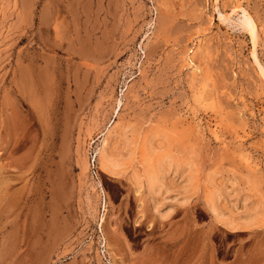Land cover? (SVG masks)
<instances>
[{
	"label": "rangeland",
	"instance_id": "obj_1",
	"mask_svg": "<svg viewBox=\"0 0 264 264\" xmlns=\"http://www.w3.org/2000/svg\"><path fill=\"white\" fill-rule=\"evenodd\" d=\"M160 129L200 180L177 228L89 169ZM206 190L264 215V0H0V264H264Z\"/></svg>",
	"mask_w": 264,
	"mask_h": 264
},
{
	"label": "bare ground",
	"instance_id": "obj_2",
	"mask_svg": "<svg viewBox=\"0 0 264 264\" xmlns=\"http://www.w3.org/2000/svg\"><path fill=\"white\" fill-rule=\"evenodd\" d=\"M114 133L115 131H111L108 134H104L99 145L97 141L93 142V144L96 143L100 170L114 177H127L132 180L137 193L145 191L149 196L154 212L160 220L167 219L172 213V208L165 207L169 199L168 196L172 193L166 182V176L169 173L174 172L183 179V188L178 197L175 198V203L185 204L189 201L192 194L200 189L196 165L192 161L188 162L187 157H181L180 153L183 151L181 152V141L177 137V131L160 129L149 137H131L126 141L124 152L118 154L112 153L109 147ZM114 145L113 147H115ZM175 146L180 147L176 154H174ZM184 163L187 164L186 167ZM96 180L101 182L98 179ZM205 193L209 209L226 228L236 230L264 224V215L261 213L250 214L241 219L233 218V215L232 217L231 214L229 215L220 209L214 190H206ZM106 210L107 203L105 202L104 211ZM104 220L105 212L102 222Z\"/></svg>",
	"mask_w": 264,
	"mask_h": 264
},
{
	"label": "crops",
	"instance_id": "obj_3",
	"mask_svg": "<svg viewBox=\"0 0 264 264\" xmlns=\"http://www.w3.org/2000/svg\"><path fill=\"white\" fill-rule=\"evenodd\" d=\"M174 172H171L169 173L166 177V182L169 186V188L171 189L172 193L169 194V199L170 201L167 200V203L165 205V207H168V208H172V213L170 214V221H169V224L171 226L175 225L176 228L178 227V223L180 222L181 220V205L177 203H175L176 199L180 193V191L182 190L183 188V183L179 181V178H178V174H175ZM120 178V177H119ZM150 200V199H149ZM151 202V201H150ZM151 206L153 208V205H152V202H151ZM242 229H239V231H241Z\"/></svg>",
	"mask_w": 264,
	"mask_h": 264
},
{
	"label": "built area",
	"instance_id": "obj_4",
	"mask_svg": "<svg viewBox=\"0 0 264 264\" xmlns=\"http://www.w3.org/2000/svg\"><path fill=\"white\" fill-rule=\"evenodd\" d=\"M88 161H89L90 173L92 177L98 180L101 179L102 171L99 168L98 156L96 152V143L92 144L91 146V149L89 151Z\"/></svg>",
	"mask_w": 264,
	"mask_h": 264
}]
</instances>
